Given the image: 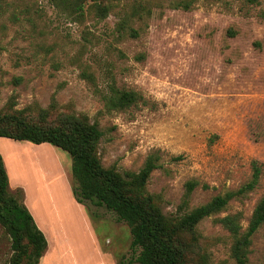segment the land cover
<instances>
[{
    "label": "rangeland",
    "instance_id": "374dc122",
    "mask_svg": "<svg viewBox=\"0 0 264 264\" xmlns=\"http://www.w3.org/2000/svg\"><path fill=\"white\" fill-rule=\"evenodd\" d=\"M98 1L109 5L103 18L87 4L78 15L54 0H0V113L83 114L102 132L101 163L120 172L137 171L157 151L162 166L151 171L147 190L167 214L179 213L187 180L198 181L189 210L247 182L255 162L256 186L197 224L209 263L234 264L230 234L214 219L239 213L245 228L264 194V0H192L189 8L181 0ZM126 16L136 36L118 31ZM107 71L142 100L107 111L100 97ZM0 153L11 193L32 207L41 200L49 214L52 202L59 209L43 221L42 264L127 262L128 225L103 206L75 200L66 151L0 138ZM10 254L0 225V264ZM248 260L264 264V222Z\"/></svg>",
    "mask_w": 264,
    "mask_h": 264
},
{
    "label": "trees",
    "instance_id": "16d2710c",
    "mask_svg": "<svg viewBox=\"0 0 264 264\" xmlns=\"http://www.w3.org/2000/svg\"><path fill=\"white\" fill-rule=\"evenodd\" d=\"M87 1L54 0V4L78 15L83 14L87 4L98 17L106 16L108 4L98 0ZM246 1L255 3L258 0ZM191 2L180 1L184 8H189ZM260 16L264 19V11ZM128 19L126 16L118 21V31H127L131 36H136L137 31L128 24ZM229 32L232 33L231 30ZM143 57L140 54L137 58ZM82 75L91 77L86 72H82ZM104 79L106 81L103 90H100V97L107 111L123 110L142 100L139 92L118 87L110 71H107ZM101 135L98 125L83 114L60 111L51 118L42 109L34 117L23 115L20 111L0 113V137L35 144L49 143L66 151L71 158L72 194L75 200L103 206L128 225L131 255L125 264H210V256L201 243L197 224L203 218L225 209L230 200L252 190L259 179V166L252 163L250 179L238 188L216 194L189 210L190 195L198 181L187 180L178 205L179 213L167 214L160 206L159 195L147 190L151 171L162 166L159 153L150 152L137 171L120 172L101 163L98 154ZM214 221L230 234V256L234 264H249L251 237L264 222V194L254 206L245 228H242L239 213L226 214ZM0 225L10 239L8 264H38L46 250L47 240L22 199L10 192L1 154ZM116 264H123L122 260Z\"/></svg>",
    "mask_w": 264,
    "mask_h": 264
},
{
    "label": "crops",
    "instance_id": "0c3cea01",
    "mask_svg": "<svg viewBox=\"0 0 264 264\" xmlns=\"http://www.w3.org/2000/svg\"><path fill=\"white\" fill-rule=\"evenodd\" d=\"M0 138H6V137H0ZM10 139V138H9ZM13 140V139H12ZM1 154V153H0ZM2 156V155H1ZM3 158V156H2ZM3 162H4V159H3ZM5 166V164H4ZM6 168V167H5ZM7 171V170H6ZM7 175H8V183L11 184V176H10V173L9 171H7ZM24 187H25V192H26V185L24 184ZM64 196H66L67 200H69L74 206H77L76 202L74 201V199L72 198L71 194L68 193L66 191V193H64ZM27 196H25L24 198V204L25 206L27 207V209L29 210V212L31 213L33 219H34V222L35 224L37 225V227L43 232L44 236L46 235V233L44 232V226H43V221H48L47 220V217H50L53 212L55 213H59V209L57 208V204H54V202H52V205L50 206L51 208V214L47 213V212H44L43 210V207L42 206V201L41 200H38V199H35L34 201H32V204H33V207L29 204H27V200H26ZM66 201V199H65ZM30 206V207H29ZM36 208V209H35ZM46 238V236H45ZM47 240V239H46ZM43 255L42 257L40 258L39 260V263L38 264H42L43 262ZM112 262V261H111ZM95 264H102L101 261L99 262H96ZM112 264H114V262H112Z\"/></svg>",
    "mask_w": 264,
    "mask_h": 264
}]
</instances>
